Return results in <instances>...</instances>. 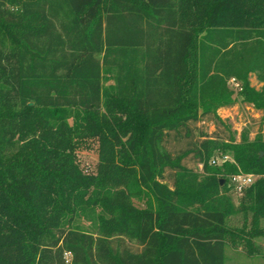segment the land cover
<instances>
[{
  "label": "trees",
  "instance_id": "obj_1",
  "mask_svg": "<svg viewBox=\"0 0 264 264\" xmlns=\"http://www.w3.org/2000/svg\"><path fill=\"white\" fill-rule=\"evenodd\" d=\"M253 73L264 82V0H0V264H225L230 237L254 253L264 139L237 141L218 114L230 79L264 111ZM205 118L229 135L193 141ZM240 172L257 179L230 227Z\"/></svg>",
  "mask_w": 264,
  "mask_h": 264
},
{
  "label": "rangeland",
  "instance_id": "obj_2",
  "mask_svg": "<svg viewBox=\"0 0 264 264\" xmlns=\"http://www.w3.org/2000/svg\"><path fill=\"white\" fill-rule=\"evenodd\" d=\"M249 82L254 90L261 91L264 89V82L258 78L256 73L250 75ZM229 88L230 95L227 97L225 105L218 110L219 116L229 127L230 131L235 134L237 141H253L257 137H262L264 139V111L257 108L253 103L244 100L243 87L240 83L237 86L236 81L234 82L230 79ZM191 129L193 141L198 140L201 134H207L211 137H227L229 135V131L225 126L206 118L192 124ZM190 140L191 138L171 139V141L167 143L166 148L172 152H178L186 148ZM78 155L80 169L87 172L92 171L98 160L97 151L95 149H85ZM222 155L224 154L216 152L213 158L218 162L217 164H212L221 166L222 161L220 156ZM184 163L194 171L197 175V180L201 181L204 176L202 166L196 163L192 154L184 160ZM166 175H169V172H167ZM228 188L231 202L234 207V212L229 217L228 224L230 227H242L244 223V212L239 208V201L241 200L242 193H237L229 184ZM140 196V198L133 197V203L138 207H143L148 201L153 200L147 195ZM250 220L251 214L249 213L247 219L248 224H250ZM86 224L87 226L89 225V223ZM262 225L264 226V220L262 221ZM90 230L92 232L96 231L93 227H91ZM243 242L244 241L238 238H229L225 249V264H264V235L254 238V253L252 254L248 253V249ZM131 246L137 248L134 243H131Z\"/></svg>",
  "mask_w": 264,
  "mask_h": 264
},
{
  "label": "built area",
  "instance_id": "obj_3",
  "mask_svg": "<svg viewBox=\"0 0 264 264\" xmlns=\"http://www.w3.org/2000/svg\"><path fill=\"white\" fill-rule=\"evenodd\" d=\"M234 82L236 81L235 79H231ZM236 85L238 86L239 83L236 81ZM221 163H224L226 161H232V157L229 154H224L220 156ZM217 160L215 158L212 159V163L217 164ZM257 177L253 174H244V173H238L235 175L230 176L229 178V186L233 187L234 190L237 193H242L243 190L248 187L250 184H252ZM66 256L69 257V253H66Z\"/></svg>",
  "mask_w": 264,
  "mask_h": 264
},
{
  "label": "water",
  "instance_id": "obj_4",
  "mask_svg": "<svg viewBox=\"0 0 264 264\" xmlns=\"http://www.w3.org/2000/svg\"><path fill=\"white\" fill-rule=\"evenodd\" d=\"M262 154V153H261Z\"/></svg>",
  "mask_w": 264,
  "mask_h": 264
}]
</instances>
